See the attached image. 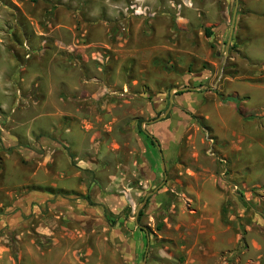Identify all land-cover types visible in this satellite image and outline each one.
<instances>
[{
  "label": "rangeland",
  "instance_id": "rangeland-1",
  "mask_svg": "<svg viewBox=\"0 0 264 264\" xmlns=\"http://www.w3.org/2000/svg\"><path fill=\"white\" fill-rule=\"evenodd\" d=\"M235 4L0 0V167L15 156L23 167L40 160L50 139L70 157L78 188L86 187L85 195L56 193L46 203L33 188L18 196L19 221H34L31 208L42 203L40 215H59L77 230L63 252L47 254L49 243L37 238L51 264H143L146 252V264H264V111L257 110L264 92L254 86L264 83V27L256 23L264 0H239L228 47ZM246 45L262 64L247 58ZM185 87L202 89L177 91ZM234 90L250 100L228 102L255 108L253 116L227 104L218 111ZM171 91L173 108L155 121ZM51 109L67 117L52 134L34 130ZM192 115H208L207 129ZM67 127L77 154L63 141ZM144 131L160 144L164 166ZM3 182L1 172L0 245L8 251L0 264L32 263L34 256L18 259L8 234L14 202H6Z\"/></svg>",
  "mask_w": 264,
  "mask_h": 264
},
{
  "label": "crops",
  "instance_id": "crops-1",
  "mask_svg": "<svg viewBox=\"0 0 264 264\" xmlns=\"http://www.w3.org/2000/svg\"><path fill=\"white\" fill-rule=\"evenodd\" d=\"M256 23L261 28L264 27V17L261 18ZM253 27L254 25L250 23V29L252 31L255 30ZM246 49H247V45L245 46L244 49L245 55L251 62L255 64L254 66H258L264 63V62L260 63V62L252 61L247 55ZM259 84H254V86H256L257 89H259L260 91L264 92V83H261L263 85H259ZM232 92L233 94L235 93V95H232L229 92L227 94V98L224 100L225 102L222 103L220 102L219 104L216 103L215 106L216 108H219L218 111L219 112L225 111V110H221L220 107L225 108V105L227 104L228 106L230 105L231 108L233 107L235 111L239 110L241 113L243 112L248 114V116H253V113L256 110L255 108L253 109L251 108L250 110L247 109L248 110L247 111L245 107L244 108L241 107L242 109L240 108L242 104L238 106L235 103L228 102L229 100L228 98L235 96L239 98L243 97V99H248L249 101L250 98L248 94L244 96L243 94H239L236 90ZM261 103L262 105L259 106V109H257L258 111H260V109L264 111V105H263L264 99L263 102L261 101ZM206 104H207V99L206 100L203 99V105L201 107L204 109ZM52 109L43 112V114H40L39 116V119H41L40 122L34 123L31 127H33L34 130L40 131L42 134L48 135L54 133L55 130H57V127L62 122L63 118L67 117V113H63L60 110H57L56 112L55 110ZM262 115L264 116V112ZM204 120L205 121L210 120L208 115H206ZM220 120H222L223 122L226 121V119H223L222 115H220ZM73 121L74 120H72L71 122ZM72 130L73 129L71 127H67V129L65 130L66 133H64L63 141L64 143H66L67 146L71 147V149L70 147L69 149L72 154H77L79 150V144L78 141H75L76 137H74L73 134H70ZM247 137H248V133H247ZM53 143L50 139L43 140V150H44V155L42 156L43 158H41L40 160L32 161L26 167H23L18 162L17 160L18 158L16 156L12 160L11 159L5 160V165L3 167H0V171L3 173V179H4L3 184L5 185L4 188L6 190V195H5L7 200L6 202L8 201L12 203L14 202L13 203L14 206H12L13 214H11V218L15 217V219L13 218V220L11 221L9 220L8 223L6 222L10 229L8 234L12 235V241L15 243L14 245H17L20 250L19 253L20 256L18 257L19 260L23 258H29L30 256H34L33 257L34 261L32 262V259L30 258L31 260L30 262L32 263L29 264H51L49 258L47 257L44 258L45 254L43 255V253H46V249H45L46 247L45 248L41 247L40 242L44 241V243L47 244L49 243L48 245L49 249L47 250L48 252L47 254H52L53 251L57 249L62 250L63 252V248L66 249L67 248L66 246L71 247V245L73 244L72 241L76 238L77 230L74 229L75 226L71 222L64 221L63 219H61L59 215L58 216H54L53 214L48 216L40 215L39 212L44 210L43 208L44 205L42 203H39L38 205H33V207L31 208L32 212H34L35 215L34 221H32V218H30L26 222L19 221L18 218L20 214L18 215L19 211L15 210L16 209L15 206L16 204H18L17 207H20L22 203L21 204L20 202L16 203L17 199H19V197L23 195L25 192L31 190V188L35 190H39V192L44 194L42 195V198L37 199L36 198L37 193L33 191L34 194L32 197L34 198L35 196L37 200L39 201L42 200V202L44 201L45 203L50 202L51 199H54L56 193L70 192L71 194H76V193H82L84 195L86 194L85 192L86 190H84L86 189V187L78 188V184H77L79 177L78 174L73 170H71L70 168H68L67 166V164L70 163V157H68L67 155L65 156V154L61 152L58 153V150L54 148ZM64 163H66L67 167L65 166ZM22 175H25L26 182H24V178H22ZM50 175H53L54 181H52L51 183H47V182L43 183L42 181L44 179H47L48 176ZM17 176H20L22 180L21 182L18 181ZM57 181L61 183V185H59V183H56ZM32 200L30 202L28 201L29 204L27 205L31 206L33 202ZM23 203L26 205V202ZM0 207L1 208L3 207V203H0ZM23 209H25V207L24 208L21 207V210ZM1 222L4 223L5 221L4 222L1 221ZM218 227L220 228V232H221L222 224L220 223ZM92 234L94 235L95 232H92ZM37 238L41 239L40 242L38 241V244H37ZM223 239L224 237L222 236H219L218 238L220 242ZM231 239L232 238H230V240ZM232 240L233 243L237 241L236 238H233ZM4 241H6V238L2 236V234L0 233V243ZM64 243H66L65 246H63ZM4 250L8 251L7 248L0 245V254H3ZM146 257H147V252L145 253V260H144L145 262H146ZM52 264H56V262H53Z\"/></svg>",
  "mask_w": 264,
  "mask_h": 264
},
{
  "label": "water",
  "instance_id": "water-1",
  "mask_svg": "<svg viewBox=\"0 0 264 264\" xmlns=\"http://www.w3.org/2000/svg\"><path fill=\"white\" fill-rule=\"evenodd\" d=\"M238 8H239V0H236V4H235V9H234V13H233V18H232V24H231V31H230V37H229V40H228V43H227V46L229 47L230 44H231V41H232V37H233V33H234V29H235V23H236V18H237V12H238ZM188 90H191V91H199L201 90L200 87H194V88H188V87H185L181 90H177V91H188ZM173 104H174V93L173 91H171V94H170V103H169V107L165 113V115L163 116H160L159 118H157L155 121H159V120H162L166 117V115L171 111V109L173 108ZM146 135H148L153 143L155 144V146L158 148L159 152H160V156L162 158V166H164V160H163V153H162V150H161V146L160 144L158 143V141L151 135L149 134V132L147 131H144ZM151 194H148L144 200V204L146 203V201L148 200L149 196ZM139 210L140 208L137 210V213H139ZM144 264L146 263L145 261L143 262Z\"/></svg>",
  "mask_w": 264,
  "mask_h": 264
},
{
  "label": "trees",
  "instance_id": "trees-1",
  "mask_svg": "<svg viewBox=\"0 0 264 264\" xmlns=\"http://www.w3.org/2000/svg\"><path fill=\"white\" fill-rule=\"evenodd\" d=\"M205 33H206V35H207L208 37L211 35V32H210V30H209L208 28L205 29ZM228 99H231V98H228ZM192 118L196 121V123L199 125L200 128H202V129H207V126L204 124V123H205L204 118H202V117H198V116H196V115H192ZM140 124H141V123H140ZM148 137H149V136H148ZM149 138H150V137H149ZM150 139H151V138H150ZM151 140H152V139H151ZM167 206H168V203L165 204V207H164L165 210L167 209ZM141 216H142V212H140V214H139V217H140V218H141ZM222 218H223V220L225 221V219H226V210H225V209L222 210ZM161 227H162V222H159L157 228L160 230Z\"/></svg>",
  "mask_w": 264,
  "mask_h": 264
}]
</instances>
